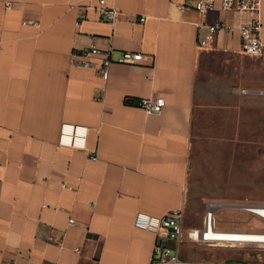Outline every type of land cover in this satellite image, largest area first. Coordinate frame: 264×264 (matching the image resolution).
I'll use <instances>...</instances> for the list:
<instances>
[{"label": "crops", "instance_id": "obj_1", "mask_svg": "<svg viewBox=\"0 0 264 264\" xmlns=\"http://www.w3.org/2000/svg\"><path fill=\"white\" fill-rule=\"evenodd\" d=\"M107 3L119 10L113 22L98 0H0V264H150L157 234L136 226V213L184 211L195 141L233 137L240 102L264 100V89H240L264 82V54L245 52L236 28L198 44L208 25L235 27L250 13H203L196 0ZM260 17L264 34V0ZM92 46L104 54L86 55ZM124 51L155 58L116 62ZM152 94L165 98L159 113L137 104ZM66 122L88 127L85 148L59 142ZM184 239L169 244L181 253Z\"/></svg>", "mask_w": 264, "mask_h": 264}, {"label": "rangeland", "instance_id": "obj_2", "mask_svg": "<svg viewBox=\"0 0 264 264\" xmlns=\"http://www.w3.org/2000/svg\"><path fill=\"white\" fill-rule=\"evenodd\" d=\"M213 61L210 64H214ZM237 61L243 65L241 59ZM256 67L259 70L256 78L263 79L264 62L256 63ZM257 81L243 83L240 89L249 86L264 89V82ZM240 104L241 122L239 131L234 132L236 135L221 138L219 133H212L196 140L193 145V165L187 186L186 208L183 211V258L200 254L222 260L238 259L247 260L251 264H264V243L233 241L212 245L208 241L194 240L188 236L193 228L204 227L208 202L218 204L217 228L225 229L221 226L224 224L232 227L226 230L264 232V218L245 209L247 204H264V100L262 103ZM232 118H238V115ZM254 124L258 128L256 132L251 129ZM198 264L211 262L203 260L198 261Z\"/></svg>", "mask_w": 264, "mask_h": 264}, {"label": "built area", "instance_id": "obj_3", "mask_svg": "<svg viewBox=\"0 0 264 264\" xmlns=\"http://www.w3.org/2000/svg\"><path fill=\"white\" fill-rule=\"evenodd\" d=\"M99 16L102 20L113 22L117 19L119 10L107 3V0H98ZM262 0H196L195 6L201 12L205 13L218 5L223 9L238 11L243 13H250L248 19L242 20L235 27L227 26L223 22L214 23L207 26V32L201 36L198 40V44L201 47L209 45L213 39L215 33L224 29L236 28L241 38V48L251 54H264V34L262 33V20L260 17ZM12 3L6 2V7L10 8ZM141 20H145V16L141 17ZM26 23V21H25ZM39 26V23H33ZM84 53L92 57H98L103 55L104 52L97 46L87 48ZM154 54L142 51H124L116 59V62L125 64H137V63H150L154 61ZM113 63V60L109 56L102 58L101 64L98 68L99 74L103 78L109 76V65ZM86 66H90L91 63L87 60L84 61ZM137 104L142 107L147 113H159L162 111L165 104V98L163 95H149L138 98ZM88 135V127L86 125L63 123L61 126L59 142L61 144L71 145L75 147H86ZM93 158H97L96 154H92ZM92 206H96V201L91 202ZM264 204H249L250 206ZM218 204L215 202H208L207 209L204 215V227L193 228L188 232V236L194 240H204L209 243L219 242V240L230 241L231 233L226 229H219L216 226V212ZM254 212V211H253ZM263 217L262 213L254 212ZM70 222H74L75 219L71 217ZM136 226L144 229H151L157 234V241L155 243L153 254L150 264H198V262L183 258L178 247H172L169 241H181L185 236V230L183 225V210L176 209L164 216H155L144 211H138L134 218ZM214 228V236L209 234L211 228ZM264 233V232H262ZM236 236V235H234ZM237 241L244 242H264L263 239H235ZM211 264H251L247 260L238 259H226L212 262Z\"/></svg>", "mask_w": 264, "mask_h": 264}, {"label": "bare ground", "instance_id": "obj_4", "mask_svg": "<svg viewBox=\"0 0 264 264\" xmlns=\"http://www.w3.org/2000/svg\"><path fill=\"white\" fill-rule=\"evenodd\" d=\"M250 208H251L250 211H252V212L254 211V212L262 213L263 218H264V207L263 206L252 205V206H250ZM208 233L212 234L214 236V228L212 227ZM229 233H231L230 238H232V240H230V241L219 240V242L212 243V245L226 244L227 242L237 241L235 239H240V238H244V239H252V238L263 239L264 238V233L256 232V231L231 230V231H229ZM234 235H236V236H234ZM261 243H264V242H261Z\"/></svg>", "mask_w": 264, "mask_h": 264}, {"label": "water", "instance_id": "obj_5", "mask_svg": "<svg viewBox=\"0 0 264 264\" xmlns=\"http://www.w3.org/2000/svg\"><path fill=\"white\" fill-rule=\"evenodd\" d=\"M245 208H248V206H245Z\"/></svg>", "mask_w": 264, "mask_h": 264}]
</instances>
